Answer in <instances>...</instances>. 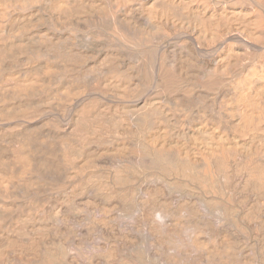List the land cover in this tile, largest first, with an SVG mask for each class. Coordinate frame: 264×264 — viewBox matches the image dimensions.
<instances>
[{"label": "bare ground", "instance_id": "obj_1", "mask_svg": "<svg viewBox=\"0 0 264 264\" xmlns=\"http://www.w3.org/2000/svg\"><path fill=\"white\" fill-rule=\"evenodd\" d=\"M0 264H264V0H0Z\"/></svg>", "mask_w": 264, "mask_h": 264}]
</instances>
